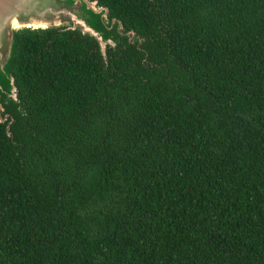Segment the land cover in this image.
<instances>
[{
    "label": "trees",
    "instance_id": "1",
    "mask_svg": "<svg viewBox=\"0 0 264 264\" xmlns=\"http://www.w3.org/2000/svg\"><path fill=\"white\" fill-rule=\"evenodd\" d=\"M96 1L15 32L0 264H264V0Z\"/></svg>",
    "mask_w": 264,
    "mask_h": 264
},
{
    "label": "water",
    "instance_id": "2",
    "mask_svg": "<svg viewBox=\"0 0 264 264\" xmlns=\"http://www.w3.org/2000/svg\"><path fill=\"white\" fill-rule=\"evenodd\" d=\"M113 24L114 20H108L107 8L96 0H0V78L12 83L6 69L12 58L15 32L20 29L67 26L95 38L104 53L107 45H114L105 33Z\"/></svg>",
    "mask_w": 264,
    "mask_h": 264
}]
</instances>
